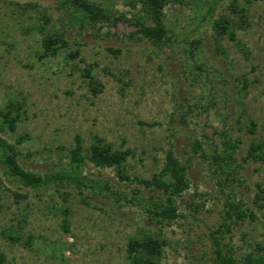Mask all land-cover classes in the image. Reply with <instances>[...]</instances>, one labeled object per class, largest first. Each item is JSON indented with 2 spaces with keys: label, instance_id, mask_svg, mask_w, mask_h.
<instances>
[{
  "label": "rangeland",
  "instance_id": "1",
  "mask_svg": "<svg viewBox=\"0 0 264 264\" xmlns=\"http://www.w3.org/2000/svg\"><path fill=\"white\" fill-rule=\"evenodd\" d=\"M56 1L0 0V110L9 100L20 101L24 110L15 130L1 135L21 153L20 164L41 175L56 172L68 163L75 135L84 147L98 136L113 149L133 152L125 164L130 176L150 178L172 148L188 165L190 187L177 199L180 216L155 225L139 205L94 197L86 189L81 195L56 182L25 187L0 164V249L8 260L130 264L127 242L142 231L165 241L161 264H214L213 236L238 258L257 244L264 247V206L253 202L264 188V162L244 161L238 176L245 185L221 188L210 160L191 150L197 139L210 153L220 130L240 142L241 161L252 143L264 142V0L169 2L164 12L171 39L161 47L129 38L135 27L124 17L140 14L137 0H91L116 21L100 29L80 25ZM234 2L247 9L249 25L235 29L232 40L218 36L214 22L236 19L229 10ZM64 28L65 45L40 58L43 37ZM86 64L103 86L96 95L83 75ZM83 174L127 197L151 194L120 180L112 168L87 162ZM227 197L243 200L254 219L212 234Z\"/></svg>",
  "mask_w": 264,
  "mask_h": 264
},
{
  "label": "trees",
  "instance_id": "2",
  "mask_svg": "<svg viewBox=\"0 0 264 264\" xmlns=\"http://www.w3.org/2000/svg\"><path fill=\"white\" fill-rule=\"evenodd\" d=\"M183 4L186 0H137L140 4V14L125 18L135 30L129 32L132 39H144L157 47L169 42V27L165 22L164 8L169 2ZM57 9L62 13L76 18L80 25H92L102 27H115L116 21L108 10L91 0H57ZM230 12L236 17H221L214 22V30L218 36L227 35L235 39V29H243L249 25L247 9L236 2L229 7ZM48 18H44L47 21ZM118 20V19H117ZM70 22L72 20L70 19ZM65 28L60 31L48 33L41 40L42 52L40 58L54 56L65 45ZM240 47L242 45L238 43ZM112 53H118V49L108 48ZM71 57L78 55L77 51L69 53ZM83 75L88 83L91 94L96 95L102 91V84L91 72V65L86 64ZM24 115L22 103L18 100H9L4 109L0 110V164L4 167L7 176L15 178L23 186L32 189H41L56 182L62 186L75 188L79 194L84 195V189L90 191L94 197L106 195L114 202L122 199L143 208L147 220L155 225H162L176 220L178 212L177 199L190 187L188 178V165L175 155L172 148L165 154V161L161 169L150 178L130 176L126 171V160L133 155L130 149H113L102 138L95 136L88 147L83 146L82 138L75 135L74 144L69 150V161L60 170L43 175L32 172L23 167L18 158L21 153L9 143L1 132L5 129L14 131L17 123ZM219 145H215L210 153L205 154L202 144L197 139L193 140L191 150L209 159L214 167V175L218 179L219 186L242 187L245 181L239 175L244 161L264 162V142L252 143L246 156L241 160L237 157L240 142L233 139L226 130L218 131ZM87 162L99 168H112L120 180L135 182L139 187L147 188L151 192L147 197L137 196L135 191L127 197L121 191L112 190L109 184L100 179H91L83 174V167ZM257 207L264 206V188H258L253 201ZM246 218L254 219V213L247 207L243 200L230 199L227 197V205L223 220L212 234L226 233L232 227L244 221ZM63 228L68 230L67 219L63 220ZM165 241L156 233L142 231L139 235L132 236L126 247V260L130 264H161V257ZM214 264H264V247L256 245L255 249L238 258L231 247L225 244L221 246L217 237L213 236ZM0 264H17L6 257L0 249Z\"/></svg>",
  "mask_w": 264,
  "mask_h": 264
}]
</instances>
